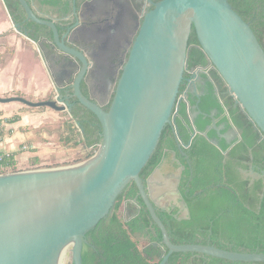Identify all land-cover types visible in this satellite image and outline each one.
Segmentation results:
<instances>
[{
	"label": "water",
	"instance_id": "95a60500",
	"mask_svg": "<svg viewBox=\"0 0 264 264\" xmlns=\"http://www.w3.org/2000/svg\"><path fill=\"white\" fill-rule=\"evenodd\" d=\"M18 1L35 22L53 27L61 51L74 54L60 42L51 23L34 16L27 0ZM193 29L229 93L264 138V49L251 25L229 0H162L143 20L108 112L81 94L80 78L74 87L75 97L101 124L102 144L96 155L71 167L0 175V264H63L69 246H73L72 264H83L87 234L113 213L117 199L131 183L161 233L160 264H167L175 253L264 263V254L173 244L156 208L166 199L163 209L175 210L178 198L154 191L155 184H145L141 178L171 123L188 68ZM14 102L66 112L56 100L34 103L0 97V104ZM180 209L189 220L182 198Z\"/></svg>",
	"mask_w": 264,
	"mask_h": 264
},
{
	"label": "flooded vegetation",
	"instance_id": "af4514ba",
	"mask_svg": "<svg viewBox=\"0 0 264 264\" xmlns=\"http://www.w3.org/2000/svg\"><path fill=\"white\" fill-rule=\"evenodd\" d=\"M2 1L33 57L47 70L53 91L46 101L56 100L66 107V112L59 113L72 118L73 111L91 112L75 97L74 87L79 78L81 94L103 111H109L143 20L162 0H27L34 16L51 23L60 42L74 54L61 51L55 42L53 27L35 22L21 5L24 19L16 23L15 16L20 13L17 9H9ZM242 5L244 1H237L239 8ZM248 23L251 25V20ZM188 47V68L171 123L161 142L162 157L145 181V184H155L154 191H164L171 198H178L175 210L163 209L167 206L166 199L156 210L180 222L188 221L180 209V198L186 202L183 191L189 193L197 162L192 157V147L201 139L207 140L219 153L216 157L211 154V162L221 161L224 166L231 163L243 180L250 179V187L256 181L264 185V169L256 172L259 166L253 163L255 154L264 156L262 134L229 93L227 83L201 49L193 31ZM161 183L162 188L158 187ZM139 198L138 193L137 197L124 202L123 214L124 217L128 215L127 221L143 211ZM259 198H263L262 193ZM188 210L190 214L189 206ZM149 233L157 237L152 224L143 235ZM150 238V234L148 240L141 238L147 243L144 251L162 260V244L155 246L158 242Z\"/></svg>",
	"mask_w": 264,
	"mask_h": 264
},
{
	"label": "trees",
	"instance_id": "16d2710c",
	"mask_svg": "<svg viewBox=\"0 0 264 264\" xmlns=\"http://www.w3.org/2000/svg\"><path fill=\"white\" fill-rule=\"evenodd\" d=\"M4 1L9 9L18 10L20 14L14 15L15 22H21L24 16L19 1ZM237 1H244L245 5L239 8ZM229 2L245 22L248 23L251 20V27L264 49V13H262L264 0H229ZM257 11L259 12L256 14ZM193 33L195 34L194 29ZM84 111H73L71 115L74 125L81 131V145L90 152L88 156L93 157L102 144V128L93 113ZM2 116L3 114L0 113L3 124H14L20 121L19 116L6 120L2 119ZM166 128L154 155L141 173L144 183L161 160L162 152L159 150L166 136ZM0 135L3 136V129ZM261 147H264V143ZM192 148V157L197 161L194 165V177L189 193L183 191L191 219L180 222L166 213L157 211L169 233L171 242L175 245H210L238 253L264 254V185L262 181H256L250 187V179L243 180L231 163L224 166L221 161L211 162V154L213 153L216 157L215 155L219 156V153L205 139L197 141ZM17 155L18 152L0 153V167L3 170L16 171L15 158ZM253 163L259 166L256 172H260L264 169V156L255 154ZM259 193L263 194L262 199L259 198ZM137 196L138 189L134 183H131L117 199L113 213L87 234V242L83 250V264L161 263V259L155 258L151 253H146L139 247L141 238L145 237L148 240L149 234L151 241L162 244L161 233L155 225L153 226L157 231L156 238L153 233L143 235L150 229L152 219L141 198L139 201L144 206L141 214L130 221L124 217V202ZM158 255H160L159 252ZM167 264L264 263L230 262L193 253H175L171 255Z\"/></svg>",
	"mask_w": 264,
	"mask_h": 264
},
{
	"label": "crops",
	"instance_id": "0c3cea01",
	"mask_svg": "<svg viewBox=\"0 0 264 264\" xmlns=\"http://www.w3.org/2000/svg\"><path fill=\"white\" fill-rule=\"evenodd\" d=\"M25 43V38L15 29L3 1L0 0V94L4 95V98L15 96L25 99L31 96L38 101L48 92H52L53 87L45 66L33 57V52ZM10 104H0V113L3 111L2 106L22 110V107H12ZM18 116L21 118L18 123L4 125L0 153L18 152L15 162L17 171L21 172L38 169L43 165L58 167L54 165L58 160L49 151L48 144L43 143L41 136L37 138L35 133L41 129V124L46 120L43 116H47V113L36 115L20 113ZM26 126H34L35 129L32 131ZM46 136L47 134L43 137L47 138Z\"/></svg>",
	"mask_w": 264,
	"mask_h": 264
},
{
	"label": "rangeland",
	"instance_id": "374dc122",
	"mask_svg": "<svg viewBox=\"0 0 264 264\" xmlns=\"http://www.w3.org/2000/svg\"><path fill=\"white\" fill-rule=\"evenodd\" d=\"M6 54H10V53L6 52ZM50 96H51V91L48 92V94L44 96V98L38 99V101L37 99L35 101V99L31 96H27V98L25 99L36 103V102L46 101L47 98H50ZM0 97L4 98V95L0 94ZM10 106L16 108L22 107V110L8 109L7 107L2 106L3 111L1 112L3 113V116L8 119L18 116L20 113H25L26 115L47 113V116H43L46 118V120L45 122H43V124H41V129L35 133L37 135V138L41 136L40 138L42 139L43 143L48 144V146L50 147L49 151H51V153L55 155L56 159L58 160L57 163L54 164L55 166H58L56 168H66V167L75 166L78 164H82L91 158L88 156L90 152L86 151L83 148V145H81V136H80L81 131L78 128H76L70 116L54 111L48 107L31 108L26 105L23 106V104L19 102L11 103ZM3 125H5V123ZM26 127L27 129H30L32 131L35 129L33 128L34 126L33 127L26 126ZM46 134H47L46 136L47 138H44L43 136ZM98 150L95 152L94 155H96ZM43 169H52V167L43 165L42 167H38V169H31L29 171L43 170ZM15 172H18L17 168L16 171H14L13 169L2 170L1 174H10ZM146 245H147L146 241L142 239L139 241V247L141 250H144ZM72 249L73 246H69L65 250L63 264H72V256H73Z\"/></svg>",
	"mask_w": 264,
	"mask_h": 264
},
{
	"label": "built area",
	"instance_id": "2783aa9c",
	"mask_svg": "<svg viewBox=\"0 0 264 264\" xmlns=\"http://www.w3.org/2000/svg\"><path fill=\"white\" fill-rule=\"evenodd\" d=\"M3 127H4V125L2 123V120L0 119V132L2 131ZM2 140H3V136L0 135V143L2 142ZM0 161H1V158H0ZM2 170H3V168L0 167V171H2ZM0 175H1V173H0Z\"/></svg>",
	"mask_w": 264,
	"mask_h": 264
}]
</instances>
